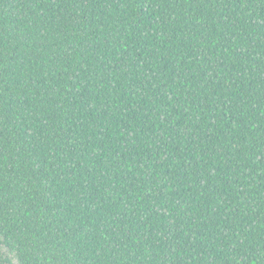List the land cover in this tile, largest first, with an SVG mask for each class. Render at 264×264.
Segmentation results:
<instances>
[{
  "label": "trees",
  "instance_id": "1",
  "mask_svg": "<svg viewBox=\"0 0 264 264\" xmlns=\"http://www.w3.org/2000/svg\"><path fill=\"white\" fill-rule=\"evenodd\" d=\"M0 264H264V0H0Z\"/></svg>",
  "mask_w": 264,
  "mask_h": 264
}]
</instances>
